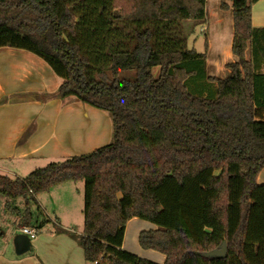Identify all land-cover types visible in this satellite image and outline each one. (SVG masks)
<instances>
[{"label":"trees","instance_id":"trees-1","mask_svg":"<svg viewBox=\"0 0 264 264\" xmlns=\"http://www.w3.org/2000/svg\"><path fill=\"white\" fill-rule=\"evenodd\" d=\"M257 1L221 0L232 6L237 61L214 79L187 44L205 0H0V48L37 56L61 81L59 99L112 119L109 145L21 180L0 176V195L23 199L29 216L40 194L82 182L78 244L92 264H157L122 249L132 218L157 226L138 242L164 264H264V28L250 23ZM127 72L132 79L120 76ZM196 82L210 86L206 95L193 91ZM223 242L225 257L204 256Z\"/></svg>","mask_w":264,"mask_h":264},{"label":"crops","instance_id":"crops-1","mask_svg":"<svg viewBox=\"0 0 264 264\" xmlns=\"http://www.w3.org/2000/svg\"><path fill=\"white\" fill-rule=\"evenodd\" d=\"M225 6H221V0H205L204 19L187 38L188 48L204 55L205 78L225 79L229 74L227 66L237 61L232 55V6L229 2ZM251 6L250 23L254 28H264V0ZM250 48L245 52L247 61L251 59ZM259 63H263V59ZM262 68L264 64L259 66V74H264L260 72ZM60 84L49 66L37 56L20 49L0 48V176L21 180L33 172L28 166L34 163L44 161L51 164L57 158L86 155L78 154V149L96 145L95 150L101 148V144L107 146L110 143L111 127L106 124L102 131L97 129V120L105 117L99 114V110L76 100L59 99L57 90ZM191 88L197 93L202 89L206 95L210 86L203 87L196 82ZM79 183H63L40 194L50 199L52 194L73 193L80 201V216L76 219L62 217L59 208L53 218L47 214L46 208H42L48 220L32 225L31 209L28 207L29 216L26 209L25 214H21L23 200L10 201L0 195V264H92L84 260L83 250L75 238L83 232L84 195L81 185H77ZM40 196L36 198L37 208L42 204ZM7 202L13 209L7 210ZM51 209L54 212V206ZM38 211L40 213V209ZM6 212L11 214L7 216ZM24 226L37 228L38 236L30 240L22 235ZM155 230L151 223L130 219L126 223L122 249L144 260L164 264L162 254L143 250L138 242L140 233ZM9 249L12 252H7Z\"/></svg>","mask_w":264,"mask_h":264},{"label":"rangeland","instance_id":"rangeland-1","mask_svg":"<svg viewBox=\"0 0 264 264\" xmlns=\"http://www.w3.org/2000/svg\"><path fill=\"white\" fill-rule=\"evenodd\" d=\"M157 72H158V69H154L153 70L154 75H156ZM260 72H264V68H262ZM133 75H134V72H127V73H122L120 76L125 78V79H127V78L128 79H132ZM76 102H78V101H76ZM96 111H98V110H96ZM98 112H99V114H101L102 117L104 116L105 118L103 117L104 120L101 119V118L97 120L98 121L97 129L101 128V131H102V128L105 127L106 124L109 126V128L111 127V129H112V119H111V117H109V115L107 113H105V112H102V111H98ZM111 141L112 140H110V142ZM104 145H106V144H101L100 147H103ZM95 147H96V145H94L93 147H86V146L80 147L78 149L79 150L78 154H86V153L88 154V152L92 151ZM63 159H66V158L54 159L53 163H57L59 161H63ZM47 164H48V162H44V161L43 162H39V163H34L31 166H28V169H30L29 171H34V170H37L39 168H42V167L46 166ZM24 173H23V175H26ZM263 180H264V172L260 173L259 177L257 178V183L260 184V183L263 182ZM77 185H79V186L81 185L80 186L81 190H83V183L82 182H81V184L79 183ZM83 195H84V190H83L82 196ZM21 200H23V199H21ZM39 202L42 203V204H39V208H37L38 206H36V204H30L29 205V209H31V211L33 213L32 225L41 224V221L48 220L45 217V212L43 211L42 208H46L47 209V214L49 216H52L53 218H56V215L58 214V212H57L58 210L56 208H59V211L61 212V215L64 218L70 219V217H71L73 219H76V218H78V216H80V214L78 213V206L80 205V201H79V198L75 197V195L73 193L69 194V193L65 192V193L52 194L50 199L48 198V196H43V197L40 196ZM51 206H54V212L52 211ZM23 209L24 210H22L21 214H25V207H23ZM38 209H40V213H39ZM10 214H11V212L10 213L6 212L7 216L10 215ZM13 215L16 216L17 213L13 214ZM47 223H48V221H47ZM154 226L157 229V226L156 225H154ZM51 227H52V223H51ZM71 234H73V233H71ZM75 238H76V241L78 242L79 235H75ZM8 251L12 252L10 249L7 250V252Z\"/></svg>","mask_w":264,"mask_h":264},{"label":"water","instance_id":"water-1","mask_svg":"<svg viewBox=\"0 0 264 264\" xmlns=\"http://www.w3.org/2000/svg\"><path fill=\"white\" fill-rule=\"evenodd\" d=\"M226 253H227L226 243L223 242L219 249L205 253L204 256L221 258V257H225Z\"/></svg>","mask_w":264,"mask_h":264},{"label":"built area","instance_id":"built-area-1","mask_svg":"<svg viewBox=\"0 0 264 264\" xmlns=\"http://www.w3.org/2000/svg\"><path fill=\"white\" fill-rule=\"evenodd\" d=\"M21 233L22 235H26L30 240L35 239L38 234H39V230L37 228H31V227H23L21 229Z\"/></svg>","mask_w":264,"mask_h":264}]
</instances>
